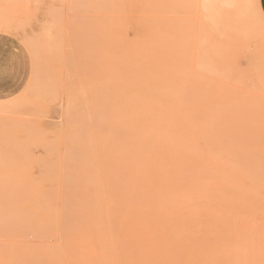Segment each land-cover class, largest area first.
Instances as JSON below:
<instances>
[{
    "label": "rangeland",
    "instance_id": "rangeland-1",
    "mask_svg": "<svg viewBox=\"0 0 264 264\" xmlns=\"http://www.w3.org/2000/svg\"><path fill=\"white\" fill-rule=\"evenodd\" d=\"M0 264H264L258 0H0Z\"/></svg>",
    "mask_w": 264,
    "mask_h": 264
},
{
    "label": "bare ground",
    "instance_id": "bare-ground-1",
    "mask_svg": "<svg viewBox=\"0 0 264 264\" xmlns=\"http://www.w3.org/2000/svg\"><path fill=\"white\" fill-rule=\"evenodd\" d=\"M63 49V48H62ZM61 49V50H62ZM79 71V70H78ZM59 106V105H58ZM96 116V115H95ZM95 118V117H94ZM85 124H89L88 122L86 123L85 122ZM111 124V123H110ZM149 125V124H148ZM111 126V125H110ZM126 126V125H125ZM147 126V125H146ZM85 127V126H84ZM90 128V127H89ZM147 128V127H146ZM82 129V128H81ZM82 130H84V129H82ZM87 130V129H86ZM89 131V130H88ZM87 132V131H86ZM146 133V132H145ZM82 134H83V132H82ZM143 134V133H142ZM142 136V135H141ZM152 136V135H151ZM62 137V136H61ZM90 138H92V137H90ZM142 138V137H141ZM156 138V137H155ZM147 139V138H146ZM89 140H91V139H89ZM143 140H144V138H143ZM118 141V140H117ZM134 142H135V140H133ZM158 141V140H157ZM137 142V141H136ZM144 142H146V140L144 141ZM151 142V141H150ZM156 142V141H155ZM161 142V141H160ZM226 142H229V141H226ZM231 142V141H230ZM233 142V141H232ZM145 145H146V143H144ZM153 144V143H152ZM160 144V143H159ZM151 145V144H150ZM178 145V144H177ZM176 145V146H177ZM157 146V145H156ZM160 146V145H159ZM174 146V145H173ZM107 147V146H106ZM179 147V146H178ZM178 147H176V148H178ZM209 147H213V146H209ZM91 148V147H90ZM155 148V147H154ZM104 149V148H103ZM146 149V148H145ZM160 149V148H159ZM181 149V148H180ZM178 150H179V148H178ZM187 150H189V149H187ZM194 150V149H193ZM195 151V150H194ZM158 152V151H157ZM156 152V153H157ZM166 152V151H165ZM149 153V152H148ZM182 153V152H181ZM187 153V152H186ZM189 153V152H188ZM191 153V152H190ZM165 154V153H164ZM188 155V154H187ZM194 155V154H193ZM215 155V154H214ZM197 157H199V155L197 156ZM182 158V157H181ZM143 159H145V158H143ZM143 159H142V161H143ZM64 160V159H63ZM99 161V160H98ZM141 161V162H142ZM173 161V160H172ZM138 162V161H137ZM136 162V163H137ZM144 162V161H143ZM152 162V161H151ZM154 162V161H153ZM148 163H149V161H148ZM163 163V162H162ZM174 163V162H173ZM182 163H184V162H182ZM182 163H180V164H182ZM224 163V162H223ZM95 164V163H94ZM138 164V163H137ZM142 164V163H141ZM118 165V164H117ZM139 165H140V163H139ZM176 165V164H175ZM179 165V164H178ZM230 165V164H229ZM243 165V164H242ZM92 166V165H91ZM141 166V165H140ZM149 166V165H148ZM177 166V165H176ZM217 166V165H216ZM217 167H219V166H217ZM137 168H140V167H137ZM146 168V167H145ZM183 169V168H182ZM204 169V168H203ZM208 169V168H207ZM255 169V168H254ZM149 170V169H148ZM226 170V169H225ZM206 171V170H205ZM94 172V171H93ZM190 172H192V171H190ZM189 172V173H190ZM136 173H137V170H136ZM183 173V172H182ZM206 173V172H205ZM210 173V172H209ZM95 174V173H94ZM181 174V173H180ZM192 174V173H191ZM98 175V174H97ZM196 175V174H195ZM217 175V174H216ZM96 176V175H95ZM102 176V175H101ZM192 176H194V175H192ZM200 176V175H199ZM207 176V175H206ZM138 177V176H137ZM196 178V177H195ZM67 179V178H66ZM96 179H98V178H96ZM103 179V178H102ZM168 179V178H167ZM249 179H251V178H249ZM101 180V179H100ZM133 180V179H132ZM188 180V179H187ZM194 180V179H193ZM98 181V180H97ZM158 181H162V180H158ZM165 181V180H164ZM164 181H162V182H164ZM169 181V180H168ZM237 181V180H236ZM132 182H134V180L132 181ZM161 182V183H162ZM98 183V182H97ZM165 183V182H164ZM196 183V182H195ZM228 183V182H227ZM231 183V182H230ZM170 184V183H169ZM98 185H100V184H98ZM158 185V184H157ZM133 186V185H132ZM186 187V186H185ZM215 187V186H214ZM219 187H221V186H219ZM263 187V186H262ZM98 188V187H97ZM192 188V187H191ZM232 188H234V186L232 187ZM225 189V188H224ZM96 190V189H95ZM100 190V189H99ZM180 190H182V189H180ZM185 190V189H184ZM183 190V191H184ZM192 190V189H191ZM190 190V191H191ZM193 190H194V188H193ZM197 190V189H196ZM59 191V190H58ZM170 191V190H169ZM187 191V190H186ZM242 191V190H241ZM97 192V191H96ZM248 192V191H247ZM100 194V193H99ZM187 194V193H186ZM97 195V194H96ZM105 195V194H104ZM134 195V194H133ZM173 195V194H172ZM98 196H100L101 197V195H98ZM135 196V195H134ZM97 197V196H96ZM105 197V196H104ZM138 197V196H137ZM143 197V196H142ZM189 197V196H188ZM158 198V197H157ZM183 199H184V197H183ZM97 201H99V200H97ZM132 201V200H131ZM247 202V201H246ZM21 204V203H20ZM251 204V203H250ZM220 206V205H219ZM97 208V207H96ZM139 208H141V207H139ZM231 208V207H230ZM130 209V208H129ZM151 210V209H150ZM98 213V212H97ZM160 213V212H159ZM252 215V214H251ZM152 216V215H151ZM248 215H246V217H247ZM96 217V216H95ZM98 217H99V215H98ZM110 217V216H109ZM148 217V216H147ZM250 217V216H249ZM248 217V218H249ZM127 218V217H126ZM150 218V217H149ZM152 219V218H151ZM171 219V218H170ZM236 219V218H235ZM20 220V219H19ZM22 220V219H21ZM172 220H174V219H172ZM223 220V219H222ZM240 220V219H239ZM245 220V219H244ZM231 221V220H230ZM12 222V221H11ZM98 222H99V220H98ZM220 222V221H219ZM223 222V221H222ZM233 222V221H232ZM13 223V222H12ZM14 224V223H13ZM211 224V223H210ZM235 224V223H234ZM239 224V223H238ZM228 227V226H227ZM234 227V226H233ZM240 227V226H239ZM106 229V228H105ZM234 229V228H233ZM251 230H252V228H251ZM106 231V230H105ZM214 231V230H213ZM235 231H236V229H235ZM253 231V230H252ZM71 245V244H70ZM101 249V248H100ZM112 250V249H111ZM71 253V252H70ZM72 254V253H71ZM104 254V253H103ZM105 261V260H104ZM106 262V261H105ZM119 263V262H118Z\"/></svg>",
    "mask_w": 264,
    "mask_h": 264
},
{
    "label": "crops",
    "instance_id": "crops-1",
    "mask_svg": "<svg viewBox=\"0 0 264 264\" xmlns=\"http://www.w3.org/2000/svg\"><path fill=\"white\" fill-rule=\"evenodd\" d=\"M258 7L260 9V12L264 16V0H258Z\"/></svg>",
    "mask_w": 264,
    "mask_h": 264
}]
</instances>
